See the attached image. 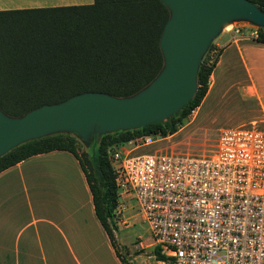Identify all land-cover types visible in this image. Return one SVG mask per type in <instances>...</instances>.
<instances>
[{
	"label": "trees",
	"instance_id": "obj_1",
	"mask_svg": "<svg viewBox=\"0 0 264 264\" xmlns=\"http://www.w3.org/2000/svg\"><path fill=\"white\" fill-rule=\"evenodd\" d=\"M264 12V0H248ZM168 17L159 0H92L89 4L0 10V109L20 116L41 104L86 91L127 96L147 84L162 65L158 38ZM253 39L264 43V28ZM193 97L168 119L133 130L92 135L76 153L72 133L23 142L0 156V171L34 154L66 150L78 160L95 216L112 241L117 193L107 147L139 135L173 134L198 106L217 61L206 54Z\"/></svg>",
	"mask_w": 264,
	"mask_h": 264
},
{
	"label": "built area",
	"instance_id": "obj_2",
	"mask_svg": "<svg viewBox=\"0 0 264 264\" xmlns=\"http://www.w3.org/2000/svg\"><path fill=\"white\" fill-rule=\"evenodd\" d=\"M215 136L206 156L132 154L162 139L151 134L107 147L121 198L114 220L126 226L123 201L131 199L147 228L148 264H264V130L227 127Z\"/></svg>",
	"mask_w": 264,
	"mask_h": 264
},
{
	"label": "crops",
	"instance_id": "obj_3",
	"mask_svg": "<svg viewBox=\"0 0 264 264\" xmlns=\"http://www.w3.org/2000/svg\"><path fill=\"white\" fill-rule=\"evenodd\" d=\"M91 2L59 0L51 6ZM34 7L4 6L0 10ZM253 37L228 35L216 46L218 61L238 60L236 89L242 101L255 104L264 125V43ZM101 250L112 257L109 239L95 216L84 174L72 153L42 152L0 171V264H103Z\"/></svg>",
	"mask_w": 264,
	"mask_h": 264
},
{
	"label": "water",
	"instance_id": "obj_4",
	"mask_svg": "<svg viewBox=\"0 0 264 264\" xmlns=\"http://www.w3.org/2000/svg\"><path fill=\"white\" fill-rule=\"evenodd\" d=\"M167 9L158 46L162 65L136 92L113 96L86 91L20 116L0 109V156L13 147L54 133L92 135L133 130L177 113L196 91V74L209 43L222 28L243 21L264 28V12L248 0H159Z\"/></svg>",
	"mask_w": 264,
	"mask_h": 264
},
{
	"label": "rangeland",
	"instance_id": "obj_5",
	"mask_svg": "<svg viewBox=\"0 0 264 264\" xmlns=\"http://www.w3.org/2000/svg\"><path fill=\"white\" fill-rule=\"evenodd\" d=\"M56 2H59V0H0V7H45ZM256 28V26L243 21L232 22L222 28L211 41L212 48L217 50L218 56L207 80L206 93L198 106L191 110L173 134L163 136L162 139H158L153 144L140 147L132 154L168 153L173 151L206 156L215 152V133L219 128L254 125L256 128L264 130V125L260 121L255 104L242 101L239 96L240 93L236 89V81L240 72L238 60L234 58L228 64L223 59L218 61L220 59V49L216 46V42H223L228 38V35L249 36L253 34L255 36ZM235 29H237V32H235ZM211 57L209 50L206 58L210 60ZM74 137L76 138L74 146L77 154L86 152L90 143L94 140L91 137L89 144L84 145L75 134ZM72 189L75 191V186ZM79 195H83L80 187ZM64 198H67L65 193ZM120 199V197H117L116 203ZM123 203V219L126 220V226L120 221L114 220V226H110L113 236L112 241L109 240L112 257L110 258L107 252L102 253L101 250L102 257H100V260L103 264H148L150 262L148 256L151 247L148 246L150 241L147 228L141 222L140 216L135 213L133 201L124 199ZM138 242L141 243L142 247L138 246Z\"/></svg>",
	"mask_w": 264,
	"mask_h": 264
}]
</instances>
